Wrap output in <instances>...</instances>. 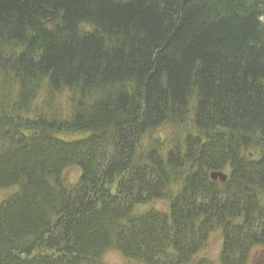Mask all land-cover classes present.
I'll use <instances>...</instances> for the list:
<instances>
[{
	"label": "trees",
	"instance_id": "16d2710c",
	"mask_svg": "<svg viewBox=\"0 0 264 264\" xmlns=\"http://www.w3.org/2000/svg\"><path fill=\"white\" fill-rule=\"evenodd\" d=\"M39 82L47 108L28 98ZM2 86L0 190L13 192L0 199V264H101L110 247L143 264H212L199 256L214 232L221 264L264 246V0H0ZM162 124L171 146L151 135L143 151ZM225 166L220 192L208 175ZM154 201L167 212L131 222Z\"/></svg>",
	"mask_w": 264,
	"mask_h": 264
},
{
	"label": "bare ground",
	"instance_id": "6f19581e",
	"mask_svg": "<svg viewBox=\"0 0 264 264\" xmlns=\"http://www.w3.org/2000/svg\"><path fill=\"white\" fill-rule=\"evenodd\" d=\"M81 27V24L79 25V28ZM9 81L10 82H13L12 84V87L10 86V83L8 82L7 84H5L6 85V88H8L9 86L11 87V88H13V87H19L20 85H19V83H17V80H13V79H11L10 80V78H9ZM11 88L9 89V91L11 90ZM20 88V87H19ZM74 88H76V90H79L81 87L80 86H74ZM5 89V88H4ZM4 89H3V86L0 88V102H2V101H4V100H7L8 98H9V93H8V91H4ZM50 89H49V87L47 86V85H45L44 84V82H39V85H37V84H32V87L31 88H29V90L28 91H30L29 92V95H28V98L30 99V98H35V99H37L38 101H40V102H42L43 104H44V107H46L47 108V104H45L46 103V101H47V99L49 98L48 97V91H49ZM80 91V90H79ZM11 92H12V90H11ZM65 93L66 94H64V95H68V96H71V94H70V92L69 91H65ZM99 95L101 96V95H103V93L102 92H99ZM58 98V97H57ZM50 104H51V102L48 100V106H50ZM56 105H62V106H70V104H69V102L67 101V100H65L64 98H62L60 101H58L57 100V102H56ZM61 106V108H62V111L61 112H65L64 113V115L65 114H67L68 112H69V110H67V109H65V108H63ZM17 109L15 110V112L13 113L14 114V117H16L18 114H19V116H17V117H19V119H23V122H22V124L20 125V123L18 122V125H19V127H17V130L19 131V133H20V135H22V136H24V135H27L28 134V130L26 129L27 128V125L28 124H30L28 121H29V118L26 116V115H24L23 114V109L22 108H20V106L19 107H16ZM64 109V110H63ZM12 118V117H11ZM14 120V119H13ZM25 120L27 121L26 122V124H25ZM24 123V124H23ZM40 122L39 121H37V122H33V126L35 125V126H37V124H39ZM188 128L189 129H184V130H182V132H181V134L184 136L186 133H188L189 131H191L192 133H194L195 132V129L192 127V126H188ZM157 130V131H156ZM156 130H153V131H146L144 134H143V138L141 139V141H142V144H141V146H143V147H145V148H143V151H146L147 149H146V145L147 146H149V144H152L153 142L151 141V135H153L154 137V139H157V140H164L165 142H166V144H169L170 145V142L169 141H171L173 138H170L171 136L173 137V135H175V134H177V133H175L176 131H171V129L169 128V127H167V126H165V125H160L159 127H157V129ZM217 131H221L222 130V128H217L216 129ZM148 133H150V134H148ZM180 134V133H179ZM155 135H157V136H155ZM28 137H29V135H28ZM32 137V134L30 133V137L29 138H31ZM59 138L61 139V140H63V141H67V142H72L73 140H71L70 139V137H67V136H64V135H62V136H59ZM77 139H79V138H76L75 140H77ZM166 144H163V143H161L160 145L158 144V146H159V153H158V156L159 157H162V155H163V153H164V151H165V147H166ZM171 146V145H170ZM248 147H250V146H248ZM248 147H247V149L246 150H244V156H246V157H249V158H253L255 155H256V151H253V149L252 148H250V149H248ZM165 155V154H164ZM243 156V155H242ZM242 156H240V157H242ZM78 169L79 171H81V169L79 168V167H75V166H71V167H68V170H71V169ZM228 170H229V168H228V166H225V167H222L221 168V170H219V171H212L209 175H208V177H209V182L210 183H216L217 184V190L218 191H220V192H222V190H221V188H223L224 187V185L226 184V182L228 181V179L225 177H223V175L222 174H227V175H229L228 174ZM67 172V171H66ZM65 172V173H66ZM181 174H182V172H180ZM216 174H218V175H216ZM213 175H216V176H214L213 177ZM64 180H65V175H64ZM78 180H79V178H78ZM77 180V181H78ZM65 182L66 183H68L66 180H65ZM69 184V183H68ZM175 187L177 188V186H169V188H162L161 190V194L162 195H164V197H166V201L168 200V201H170V202H175V201H178V197H177V194H175ZM7 191H9V194L10 193H12L13 191H10V190H7V189H1L0 190V194H2V193H5V192H7ZM64 191L67 193V194H71L69 197H72V194H73V190H68V189H64ZM263 194H264V191L259 195L260 197H262L263 196ZM257 198H259L257 195H256V199ZM1 199V198H0ZM256 201V206L258 207V208H262L263 210H264V197H262V198H259V200L257 201V200H255ZM157 203H158V201H154V202H151V203H148V204H145V205H143V204H140V205H137L136 206V208L134 209V208H131V212H130V220H131V222H133V223H136L135 225H139L138 223H139V221L140 220H142V219H145V218H143L144 216H146V212L148 213V212H152V211H154V212H157V211H161V210H159V209H156L155 207H154V205H157ZM156 210V211H155ZM167 210L168 209H166L165 210V212H167ZM254 219L257 221V222H259V220H258V218L257 217H254ZM264 220V218H262V221ZM138 222V223H137ZM172 223V221H171V219H169V224H171ZM231 223L232 224H234V221L232 222L231 221ZM210 236H211V234H210ZM210 236H209V238H210ZM208 241H209V239H208ZM208 241H207V243H206V245L208 244ZM259 244H257L256 246L257 247H264L263 245H259ZM124 247V246H123ZM120 250V248H118V247H110L109 248V250L106 252V253H108V252H117V253H119L120 255H122V258L124 257L123 256V254L122 253H120L119 251H117V250ZM123 249V248H122ZM121 251V250H120ZM105 253V254H106ZM104 254V255H105ZM250 258H251V255H250ZM103 260H104V257H102V261H101V264H106V263H104L103 262ZM249 262H250V259H249V261H248V264H249Z\"/></svg>",
	"mask_w": 264,
	"mask_h": 264
},
{
	"label": "rangeland",
	"instance_id": "374dc122",
	"mask_svg": "<svg viewBox=\"0 0 264 264\" xmlns=\"http://www.w3.org/2000/svg\"><path fill=\"white\" fill-rule=\"evenodd\" d=\"M38 108L40 107L38 106ZM64 108L68 110L67 107H64ZM76 138L78 137H75V138L70 137L71 140H75ZM163 144H165V142H163ZM64 175H65V180L68 183L74 184L77 182L80 176V171L75 168V169L68 170ZM176 190L177 189H175V191ZM8 195H9V191L0 194V198L6 197ZM168 206H169L168 203H165V202H158L157 205H154L156 209H159L163 212H165ZM221 247H222V237L219 232H214L211 234L208 244L203 249L199 258L204 257L208 261H210L212 264H221L220 263ZM103 257H104L103 262L106 264H143L139 261L129 260L124 257L122 258V255H120L117 252H113V251L106 253L105 255H103ZM249 264H264V247H255L252 250Z\"/></svg>",
	"mask_w": 264,
	"mask_h": 264
},
{
	"label": "water",
	"instance_id": "95a60500",
	"mask_svg": "<svg viewBox=\"0 0 264 264\" xmlns=\"http://www.w3.org/2000/svg\"><path fill=\"white\" fill-rule=\"evenodd\" d=\"M216 175H218V174H216ZM216 175H213V177L216 176ZM223 177L225 178V176H223Z\"/></svg>",
	"mask_w": 264,
	"mask_h": 264
}]
</instances>
